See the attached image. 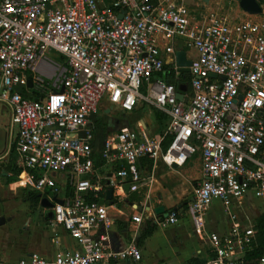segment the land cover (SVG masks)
<instances>
[{
  "label": "built area",
  "instance_id": "1",
  "mask_svg": "<svg viewBox=\"0 0 264 264\" xmlns=\"http://www.w3.org/2000/svg\"><path fill=\"white\" fill-rule=\"evenodd\" d=\"M258 3V15H264ZM177 50L191 60L186 75L178 71ZM48 52L65 58L61 81L44 91L34 76L42 95L24 97L26 72H38ZM167 72L182 75L179 85L186 90L180 100L178 87L166 82ZM138 102L163 117L161 131L154 135L140 125L110 129L100 154L112 174L102 181L94 166L93 118L114 111L124 116ZM1 105L17 128L19 180L62 200L50 197L51 222L75 242L53 257L31 253L14 264L139 261L135 243L118 250L108 243L107 188L122 191L128 184V191L137 192L146 182L141 159L160 157L169 167L183 166L195 154L202 179L186 209L193 230L203 227L214 201L229 223L225 232L207 235L210 256L204 264H244L255 231L239 224L234 206L248 193L264 196V21L231 23L213 13L200 22L185 0H0ZM57 178L70 188L68 195L58 197ZM131 218L140 223L142 215ZM151 221L167 227L178 221L177 212Z\"/></svg>",
  "mask_w": 264,
  "mask_h": 264
},
{
  "label": "crops",
  "instance_id": "2",
  "mask_svg": "<svg viewBox=\"0 0 264 264\" xmlns=\"http://www.w3.org/2000/svg\"><path fill=\"white\" fill-rule=\"evenodd\" d=\"M185 4L200 22L206 21L213 13L227 17L231 23L264 21V15L256 16L244 12L236 0H185ZM43 65L47 70H51L47 64ZM5 112L8 115V132L6 147L0 148V216L6 220L0 225V264H14L19 258L31 253L50 258L61 249L73 248L75 242L60 225L51 222V207L41 205L42 199L52 203L55 196L39 192L36 203L25 200V196L32 189L19 180V173L12 177L11 162L15 161V152L11 151V148L16 139V131L10 124V111L1 105L0 115ZM123 117L125 120L122 125L112 129L140 125L156 135L164 124L163 117H159L150 105L143 102L137 104L129 119L125 118L126 114ZM108 118L111 119L110 116ZM138 168L146 182L137 192L128 189L125 191L123 188L125 198L122 199L117 188L113 191V197L109 202L112 223L108 231V243L112 249L118 250L133 242L141 252V259L111 260L98 264H184L186 260L195 256L205 263L206 260L201 255L208 260L207 235L209 232H225L229 228V223L221 204L214 201L205 214L203 227L199 231L193 230L186 209L192 198L194 186L202 179L200 156L195 154L183 166L175 167L167 166L160 157L155 160L146 158L138 162ZM95 169L102 181L104 177L112 174V167L105 163L95 166ZM12 178L13 181H10ZM57 183L59 197L64 193L61 178H57ZM155 196L156 199H153ZM254 197L248 193L240 204L234 206L235 214L242 226L253 225L256 209L259 210L258 213L264 212V198L257 201ZM7 199L12 202L18 201L19 205L9 206L5 204ZM30 205H33L31 211ZM158 205H162L167 213L171 210L176 211L178 221L167 227L153 223L151 218L154 215L151 209ZM137 206L142 209L140 211L134 209ZM137 213L142 215L140 223L134 222L131 218ZM42 215L45 223H42ZM148 229L149 234L143 236Z\"/></svg>",
  "mask_w": 264,
  "mask_h": 264
},
{
  "label": "trees",
  "instance_id": "3",
  "mask_svg": "<svg viewBox=\"0 0 264 264\" xmlns=\"http://www.w3.org/2000/svg\"><path fill=\"white\" fill-rule=\"evenodd\" d=\"M165 70L167 71V67H165ZM26 73H27L28 78L32 81V86L27 85L24 88H22L21 90L22 95L30 99H38L42 94L34 89L35 78H34L33 72L27 71ZM165 79L167 83H171L177 88L180 80H182L183 78H182V75L178 79L174 78L172 73L167 72ZM42 84L46 88L51 89L50 86H48L46 83L42 82ZM158 115L159 117H161L159 113ZM92 124H93V135H94V140L92 143V150H93V155H94L93 156L94 166H99V165L104 164V160L102 159L101 154H100V149H101V145H102L105 135L110 130V127L108 125L109 124L108 116H106V114H104L103 112H99L97 115L94 116ZM166 142L167 140H165L163 143V149H165L166 147ZM14 146L15 145L13 144L11 151H14ZM11 163H12V170H13L12 177H13L20 172V169L16 167L14 160ZM10 181H13V178L10 179ZM69 191H70V188L65 186L64 194L68 195ZM38 197H39V192L31 190L25 196V200H29L32 203H36L38 200ZM252 226L255 231V244L253 245V248L249 252L246 253L244 257V264H258V260L261 257H264V212L260 213L259 215L255 217V219L253 220ZM149 232H150L149 229L146 230L143 236L149 234ZM207 254H208V250H207ZM184 264H204V262L200 260L197 256H195V257H191L190 259L186 260Z\"/></svg>",
  "mask_w": 264,
  "mask_h": 264
},
{
  "label": "rangeland",
  "instance_id": "4",
  "mask_svg": "<svg viewBox=\"0 0 264 264\" xmlns=\"http://www.w3.org/2000/svg\"><path fill=\"white\" fill-rule=\"evenodd\" d=\"M196 15V14H195ZM195 18V17H194ZM189 55L193 56L194 55V52L193 51H188ZM43 64H47L48 66H50L51 70L50 69H46L44 67ZM65 60L64 58L61 56V55H58L54 52H48L46 53V55L44 57H41V60L38 61L37 63V66H36V69L38 67V72H33V75L40 81H43L44 83H46L48 86L54 88L55 85H58L59 84V81H61L62 77L60 76L61 75V71H63V68L65 66ZM50 89L46 88L44 89V91H48ZM139 103V102H138ZM106 105V104H105ZM103 105V106H105ZM122 113L120 111H114L111 113L110 118L109 119V127L110 129L114 128V127H119L122 125V123L124 122V117L121 115ZM126 114V119H129L132 112H127L125 113ZM116 121H118L116 124ZM14 130L16 131L17 128L16 126H13ZM7 132H8V115L7 113H3L2 115H0V148H4L6 147V144H7ZM62 181V180H61ZM62 183H64V180L62 181ZM118 192L120 193V197L122 199H124L125 195H124V192L123 190L121 191L120 189H118ZM136 194H134L133 197H135ZM153 199H156V196L155 197H152ZM255 198V197H254ZM264 196H261V197H256L255 199H257V201H261L263 200ZM5 204H9L14 206L15 204L16 205H19V202L18 201H10L9 199H7L5 201ZM30 211L31 209H33V205H30L29 207ZM259 210L256 209V216L259 215L260 213H258ZM41 219H42V223H45L44 221V216L42 215L41 216ZM203 256V258L207 261V259L205 258L204 255H201Z\"/></svg>",
  "mask_w": 264,
  "mask_h": 264
},
{
  "label": "water",
  "instance_id": "5",
  "mask_svg": "<svg viewBox=\"0 0 264 264\" xmlns=\"http://www.w3.org/2000/svg\"><path fill=\"white\" fill-rule=\"evenodd\" d=\"M238 2L239 7L246 13L250 14V15H258L262 13V8L259 5L257 0H236ZM175 60H176V64L178 66V71L182 72L184 75H186L189 72V66L191 65V60L187 59L185 51L183 50H177L175 52ZM212 77H215L214 74L211 75ZM28 86H31V80H28L27 82ZM63 87H61L59 92H62ZM186 90V86L181 84L178 86V92H177V98L180 100L182 98V93L183 91ZM107 112V110H106ZM173 166L175 167V164H173ZM123 188L125 189V191L129 188L128 184H124ZM113 187H108L107 191H106V199L109 200V202H111V198L113 197ZM53 200L59 204L62 203V200L57 198V197H53ZM41 205L45 206V207H52V203L47 201L46 199H42L41 201ZM134 209L137 210H141L142 207H135ZM152 213L156 216H161V217H166L168 215L167 211H165V208L162 205H158L154 208L151 209ZM52 215V213L50 212V216ZM5 217L0 216V225L5 223Z\"/></svg>",
  "mask_w": 264,
  "mask_h": 264
},
{
  "label": "bare ground",
  "instance_id": "6",
  "mask_svg": "<svg viewBox=\"0 0 264 264\" xmlns=\"http://www.w3.org/2000/svg\"><path fill=\"white\" fill-rule=\"evenodd\" d=\"M48 68H50V67H48Z\"/></svg>",
  "mask_w": 264,
  "mask_h": 264
}]
</instances>
